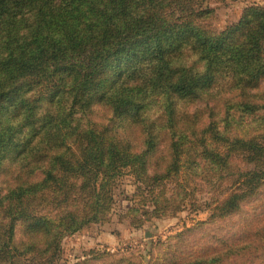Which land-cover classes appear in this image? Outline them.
Instances as JSON below:
<instances>
[{"label": "trees", "instance_id": "1", "mask_svg": "<svg viewBox=\"0 0 264 264\" xmlns=\"http://www.w3.org/2000/svg\"><path fill=\"white\" fill-rule=\"evenodd\" d=\"M205 1L0 0V264H59L126 176L135 215L208 219L79 264H264V8Z\"/></svg>", "mask_w": 264, "mask_h": 264}, {"label": "rangeland", "instance_id": "2", "mask_svg": "<svg viewBox=\"0 0 264 264\" xmlns=\"http://www.w3.org/2000/svg\"><path fill=\"white\" fill-rule=\"evenodd\" d=\"M205 4L214 11L210 25L216 31H222L236 23L250 7L264 8V0H206ZM97 115L96 113L95 117H98ZM194 189L198 194L199 203L208 198L207 193L212 192V189L202 182L192 188ZM168 190L171 191L170 200L177 199L174 187L169 186ZM135 192V181L131 176L121 179L114 190V206L110 215L99 224H91L66 237L61 244L62 258L59 264H79L92 252L98 251L124 254L128 249H139L149 252L150 244L164 241L185 227L193 226L196 222L205 221L209 217L207 212L190 213L189 208H186L184 212L175 215L147 220L140 212L138 215L132 212V209L144 203ZM41 198L36 203H40ZM15 263L27 264L25 260L19 259H16Z\"/></svg>", "mask_w": 264, "mask_h": 264}]
</instances>
